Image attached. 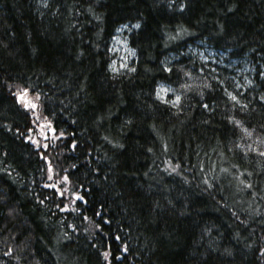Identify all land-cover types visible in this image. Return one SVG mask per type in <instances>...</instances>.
Here are the masks:
<instances>
[{
    "label": "trees",
    "instance_id": "1",
    "mask_svg": "<svg viewBox=\"0 0 264 264\" xmlns=\"http://www.w3.org/2000/svg\"><path fill=\"white\" fill-rule=\"evenodd\" d=\"M201 42L263 62L264 0H0V264H264V80Z\"/></svg>",
    "mask_w": 264,
    "mask_h": 264
},
{
    "label": "rangeland",
    "instance_id": "2",
    "mask_svg": "<svg viewBox=\"0 0 264 264\" xmlns=\"http://www.w3.org/2000/svg\"><path fill=\"white\" fill-rule=\"evenodd\" d=\"M136 29L137 26L132 24L121 26L115 31L109 48L112 55V61L109 65L111 73L132 71L135 51L129 46L128 37ZM186 53L191 54L193 58L201 62L212 74H220L221 72L218 68L223 69V75L227 79L225 83L230 90L235 92L253 86L256 78L258 82L264 80V61L252 63L247 59H232L227 53L217 52L203 42L191 48L187 47ZM225 83H222V85L225 86ZM232 94L229 93V96L233 97ZM156 97L159 101L170 103L171 105H176L179 101L175 91L164 84L158 85Z\"/></svg>",
    "mask_w": 264,
    "mask_h": 264
}]
</instances>
